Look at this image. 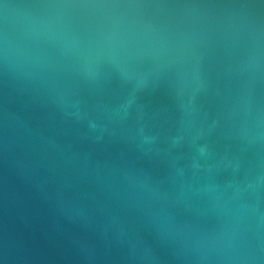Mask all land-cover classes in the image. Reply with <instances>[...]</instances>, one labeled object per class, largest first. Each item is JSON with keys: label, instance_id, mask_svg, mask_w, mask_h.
I'll return each mask as SVG.
<instances>
[{"label": "water", "instance_id": "water-1", "mask_svg": "<svg viewBox=\"0 0 264 264\" xmlns=\"http://www.w3.org/2000/svg\"><path fill=\"white\" fill-rule=\"evenodd\" d=\"M0 264H264V0H0Z\"/></svg>", "mask_w": 264, "mask_h": 264}]
</instances>
